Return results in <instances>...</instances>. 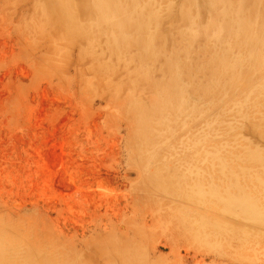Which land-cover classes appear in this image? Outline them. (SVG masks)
I'll list each match as a JSON object with an SVG mask.
<instances>
[{
    "label": "rangeland",
    "instance_id": "1",
    "mask_svg": "<svg viewBox=\"0 0 264 264\" xmlns=\"http://www.w3.org/2000/svg\"><path fill=\"white\" fill-rule=\"evenodd\" d=\"M75 1L74 22L66 24L47 0H0V234L16 242L2 252L16 264L30 257L50 264H264V230L254 235L227 225L252 243L237 257L219 253L215 241L184 242L162 223L165 210L187 206L204 220L211 215L147 189L153 175L166 187L180 179L169 167L174 160L165 157L172 141L144 152L135 114L161 96L157 84L170 67L204 118L223 114L242 88L264 82V32L245 59L237 49L245 41L233 47L227 32H210L216 17L207 11L190 25L179 19L183 0H171L155 23L158 37L145 33L144 50L129 32L115 47L80 13L82 0ZM151 1L153 8L158 0ZM75 24L83 34L72 31ZM216 49L248 62L240 72L248 75L245 86L227 95L202 92L212 83L209 60ZM144 73L146 80H138ZM253 122L240 123V138L264 155V136ZM158 205L164 209L158 212Z\"/></svg>",
    "mask_w": 264,
    "mask_h": 264
},
{
    "label": "bare ground",
    "instance_id": "2",
    "mask_svg": "<svg viewBox=\"0 0 264 264\" xmlns=\"http://www.w3.org/2000/svg\"><path fill=\"white\" fill-rule=\"evenodd\" d=\"M47 1L59 21L66 24L74 22L75 0ZM170 1L158 0L152 8L151 0H82L78 8L85 19L96 21L94 25L97 31L105 34L108 42L111 41L115 47L129 32L132 41L136 39L135 43L144 50L146 42L142 39L146 38L145 33L153 40L158 37L155 23L160 13L169 8ZM226 3H229L230 11L229 17L225 19L223 9ZM57 6L64 11L54 12ZM181 9L179 19H189L192 21L190 25L199 23L207 13L216 17L214 22L208 23L210 32L215 36L219 31L227 32L233 47L245 41L244 46L237 47L245 59L250 57L252 46L258 44L263 36L264 0H183ZM238 24H241L240 28ZM72 31L77 34L84 32L76 24ZM211 49L210 46L207 51ZM150 52L151 49L147 59L152 57ZM211 54L209 67L212 70L209 77L212 83L202 89L203 94L227 95L234 88L245 86L248 75H240V72L246 70L247 61L231 59L219 49L212 50ZM259 55L263 56V53L260 51ZM142 62L139 60V63ZM180 77L176 79V71L170 67L167 76L157 84L161 96L152 98L150 110L141 106L135 109V114L141 119L137 123L142 150L153 152L172 141L165 157L174 160L169 167L180 179L179 183L175 181L166 187L153 175L147 180V189L210 211L211 216L205 220L204 216L195 215L196 211L194 213L189 206L188 209L163 212L162 223L169 226L172 233L183 236L182 241H191L192 245L205 240L215 241L219 245V253L227 252L241 257L245 255L244 250L252 247L251 241L225 227L230 225L237 231L245 226L254 235L264 230V155L241 140L238 126L255 117L253 127L264 136V82L258 88H242L241 97L228 105L223 114L204 118L205 111L191 104L189 98H192V91L183 87L182 82H179ZM225 78L231 80L230 85L222 83ZM138 80L145 81V73ZM145 134L150 140H144ZM220 137L226 139L218 142ZM139 154L143 156L141 150ZM161 206L164 205H158V212L164 209ZM214 222L218 225L210 230ZM15 244L12 238L0 234V264H16L14 259L2 252L3 247L11 249ZM51 262L42 263L30 257L27 264Z\"/></svg>",
    "mask_w": 264,
    "mask_h": 264
}]
</instances>
